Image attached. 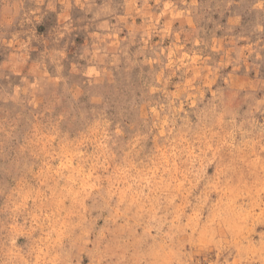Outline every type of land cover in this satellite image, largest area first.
<instances>
[{
  "label": "rangeland",
  "instance_id": "obj_1",
  "mask_svg": "<svg viewBox=\"0 0 264 264\" xmlns=\"http://www.w3.org/2000/svg\"><path fill=\"white\" fill-rule=\"evenodd\" d=\"M0 264H264V0H0Z\"/></svg>",
  "mask_w": 264,
  "mask_h": 264
}]
</instances>
